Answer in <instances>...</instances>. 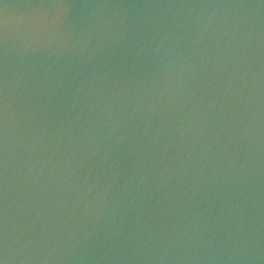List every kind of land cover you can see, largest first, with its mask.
I'll use <instances>...</instances> for the list:
<instances>
[{"label": "water", "instance_id": "1", "mask_svg": "<svg viewBox=\"0 0 264 264\" xmlns=\"http://www.w3.org/2000/svg\"><path fill=\"white\" fill-rule=\"evenodd\" d=\"M0 29L7 264H264V0H0Z\"/></svg>", "mask_w": 264, "mask_h": 264}, {"label": "snow or ice", "instance_id": "2", "mask_svg": "<svg viewBox=\"0 0 264 264\" xmlns=\"http://www.w3.org/2000/svg\"><path fill=\"white\" fill-rule=\"evenodd\" d=\"M56 6H63L62 4H58ZM3 29H0L2 31ZM5 110L4 98L2 95V90H0V133L3 131V112ZM2 135H0V178L3 175V159H2ZM0 193H2V183H0ZM2 194H0V202H2ZM0 223H2V207H0ZM2 244H3V235H2V228H0V264H7L6 259L4 258L2 252Z\"/></svg>", "mask_w": 264, "mask_h": 264}]
</instances>
